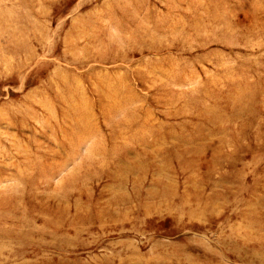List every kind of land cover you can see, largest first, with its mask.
Masks as SVG:
<instances>
[{"label": "rangeland", "instance_id": "rangeland-1", "mask_svg": "<svg viewBox=\"0 0 264 264\" xmlns=\"http://www.w3.org/2000/svg\"><path fill=\"white\" fill-rule=\"evenodd\" d=\"M0 264H264V0H0Z\"/></svg>", "mask_w": 264, "mask_h": 264}, {"label": "bare ground", "instance_id": "bare-ground-1", "mask_svg": "<svg viewBox=\"0 0 264 264\" xmlns=\"http://www.w3.org/2000/svg\"><path fill=\"white\" fill-rule=\"evenodd\" d=\"M110 93V92H109ZM116 104V103H115ZM112 105V104H111ZM111 105H110V107H111ZM118 105V104H117ZM75 106V110H76V113H79V115H81V113H80V110L81 109H79V107H78V105L77 104H75L74 105ZM116 107L117 106H115V108L114 109H116ZM113 108V107H112ZM118 109H120V108H118ZM107 110V109H106ZM117 110V109H116ZM107 111H109V110H107ZM112 142V141H111ZM113 144V143H112ZM174 187V186H173ZM124 194V193H123ZM127 196V195H126ZM200 196V195H199ZM196 197V196H195ZM212 198H213V196H211ZM207 198V197H206ZM206 198H205V201H206ZM119 198H115V197H112V201H114V202H116L117 200H118ZM127 199V198H126ZM199 199V198H198ZM200 199H201V197H200ZM122 201V200H121ZM205 201H204V203L203 204H205ZM207 202V201H206ZM208 204V203H207ZM204 206V205H203ZM206 206V205H205Z\"/></svg>", "mask_w": 264, "mask_h": 264}]
</instances>
